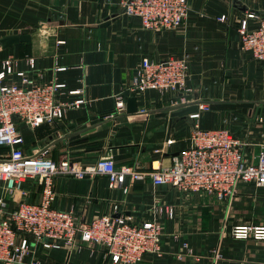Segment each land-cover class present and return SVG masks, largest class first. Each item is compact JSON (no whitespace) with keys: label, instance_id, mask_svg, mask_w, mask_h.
<instances>
[{"label":"crops","instance_id":"crops-1","mask_svg":"<svg viewBox=\"0 0 264 264\" xmlns=\"http://www.w3.org/2000/svg\"><path fill=\"white\" fill-rule=\"evenodd\" d=\"M120 2L0 0V38L29 36L0 47V61L12 59L14 71L81 91L75 96L65 93L61 100L85 101L67 109L57 123L30 128L15 119L22 151L46 150L53 161L67 159L82 166L106 156L116 166L148 170L170 165L189 146L190 134L198 126L228 129L244 144L243 153L252 157L264 143V123L257 122L264 112V61L241 49L237 28L249 13L264 17V0H187L186 20L176 30L143 29L139 20L122 13ZM221 16L224 21L218 20ZM257 23L248 20L250 28ZM184 54L189 58V93L146 91L136 98L137 114L125 115L132 97L127 88L141 60L156 62ZM118 96L125 107L115 112ZM194 104L198 111L185 118L166 114ZM7 152L0 147V157ZM127 186L126 192L109 188L104 176H57L53 207L72 211L82 221L110 215L134 223H159L163 254L145 255L139 264H264V239L232 236L236 227H264V185L240 183L231 198L221 201L203 192L185 194L169 185L155 186L149 180ZM40 194L36 180H28L22 191L5 192L0 185L5 213L21 201L38 202ZM167 206L174 209L172 218L167 217ZM33 249L44 264H111L100 249L89 245L78 250L40 245Z\"/></svg>","mask_w":264,"mask_h":264},{"label":"built area","instance_id":"built-area-1","mask_svg":"<svg viewBox=\"0 0 264 264\" xmlns=\"http://www.w3.org/2000/svg\"><path fill=\"white\" fill-rule=\"evenodd\" d=\"M120 6L124 15L136 18L143 29L149 30H176L185 22L189 10L187 0H121ZM224 19V16L218 17L219 21ZM249 19H256V26L250 28ZM237 32L241 49L249 52L254 60L264 61V17L247 14L239 21ZM13 65L12 59L0 61V147L8 149L7 154L0 157V185L5 192L22 191L28 180H36L41 194L38 202L21 201L6 213L3 211L5 202L0 199L1 264H44L34 257L33 247L38 245L44 249L65 247L69 250L89 245L100 249L103 259L111 264H139L145 255L162 256L159 223H134L129 218L110 215L82 221L72 211L54 208V178L57 176L76 179L104 176L109 188L119 187L124 192L129 183L149 180L155 186L169 185L185 194L213 195L218 201L231 198L240 183L264 185V143L248 158L240 139L223 128L195 126L189 146L174 156L170 165L148 170L140 166H116L113 159L106 156L82 166L67 159L53 161L47 157L46 150L34 149L25 154L20 148L23 139L15 119L30 128L57 123L67 109L79 107L85 101L81 98L61 100L60 96L65 93L75 96L81 91L67 90L61 83L39 81L38 76L14 71ZM10 75L16 79L6 81ZM188 76L186 54L156 62L143 58L127 90L135 98L146 91L189 93ZM184 100L180 98L181 102ZM124 107L123 97H116L115 112L123 111ZM199 109L206 107L199 106ZM257 122L264 123V112L257 117ZM166 143L170 144L171 140ZM165 212L169 218L174 215L172 207H165ZM232 236L263 240L264 227H236ZM183 248L188 250L187 243Z\"/></svg>","mask_w":264,"mask_h":264},{"label":"water","instance_id":"water-1","mask_svg":"<svg viewBox=\"0 0 264 264\" xmlns=\"http://www.w3.org/2000/svg\"><path fill=\"white\" fill-rule=\"evenodd\" d=\"M28 35H10L0 38V47L7 48L12 44L28 40ZM198 111L197 104L189 105L187 107H177L169 109L166 114H168L171 119L185 118L187 115L195 113ZM137 102L135 97H129L126 102L125 115H135L137 114Z\"/></svg>","mask_w":264,"mask_h":264}]
</instances>
